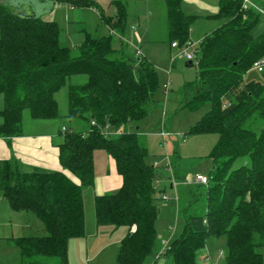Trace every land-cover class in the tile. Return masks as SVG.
<instances>
[{
  "label": "trees",
  "instance_id": "trees-1",
  "mask_svg": "<svg viewBox=\"0 0 264 264\" xmlns=\"http://www.w3.org/2000/svg\"><path fill=\"white\" fill-rule=\"evenodd\" d=\"M43 1L98 10L95 0ZM164 2L169 43L185 47L190 19L180 10L181 0ZM111 4L115 18L103 21L122 33L125 5L121 0ZM258 15L249 8L242 10L241 0H223L216 17L225 24L194 48L197 77L184 87L179 107L196 111L209 104L210 108L186 134L216 133L218 139L210 153L207 184H194L202 189L200 207L191 211L186 204L179 235L164 246L170 264H207V243L221 238L225 264H263L259 249L264 247V84L241 85L244 73L264 56V34L257 39L250 35ZM58 35L55 22L0 4V137L21 134L25 111L32 120L56 119L54 96L63 87L66 118L87 124L86 134L67 130L58 144L61 167L69 175L20 172L7 161L0 164V192L9 208L32 214L43 228L42 236L15 238L12 244L19 250L20 264H49L50 259L67 264L68 241L83 236L82 189L93 185V152L104 150L121 186L114 193L94 196L95 224L126 229L117 264H144L159 250L154 223L159 212L155 183L160 175L157 166L146 162L141 136L126 132L105 137L101 130L108 124L111 131H118L149 115L159 88L157 73L146 59L128 54L127 43L119 40L120 49L113 48L112 35L85 33L83 42L71 48L61 47ZM80 75L84 82H69ZM167 166L170 180L184 183L176 160ZM184 186L195 199L193 188Z\"/></svg>",
  "mask_w": 264,
  "mask_h": 264
},
{
  "label": "rangeland",
  "instance_id": "rangeland-1",
  "mask_svg": "<svg viewBox=\"0 0 264 264\" xmlns=\"http://www.w3.org/2000/svg\"><path fill=\"white\" fill-rule=\"evenodd\" d=\"M98 1L104 4L109 0ZM1 4L8 6L10 9L14 8L13 1L5 0L1 1ZM248 6L253 11H256V8L260 9L257 22L250 30L251 37L257 39L264 34V3H262V0H249ZM103 8L106 10V7ZM158 10L161 15L159 14L155 22H153L151 37L140 41L136 45L139 47L140 57L146 58L152 64L158 76L159 88L154 94V107L145 119L139 123H129L124 128L118 129V131L119 134L133 132L141 136L147 149L146 162L151 165L157 163L156 173L160 177L155 183V187L159 212L154 228L161 255L157 259L156 264H170V260L164 257L165 250L161 248V241L166 244L179 235L183 226L181 211L186 204L191 205V211H197L200 207L202 189L199 190V188L194 187L193 180L196 174L207 175L212 169L210 153L217 142L218 136L216 133L186 134L210 108L209 104L203 105L196 111L179 107L184 101V86L193 83L197 77L195 58L192 57V60H186L183 53L194 54V47L197 41L193 40L190 42L189 40L188 43L191 46L188 48L176 46L170 49L166 36L164 5L162 4V7L160 6ZM214 23L215 25L210 24L212 27L206 32H211L219 27L223 20L218 19ZM135 27L133 26V28ZM112 46L117 50L120 49V41L116 37H113ZM126 52L130 55L135 53V48L129 41ZM262 57L264 58V56ZM188 61L191 62V65L186 67L185 63ZM75 77V83H82L85 80L82 75ZM249 83L264 84V69L262 72H256L253 68L247 70L243 75L241 85ZM66 93L67 89L63 87L55 94L58 117L49 120L48 123H56L54 125H57L58 128L62 126L66 129L81 131L86 134L87 124L83 120H69L65 116L67 113ZM23 121H32L26 111L23 113ZM92 158L95 170H97L95 175L97 176H94L92 186L82 189L84 231L83 236L70 239L69 244H67L69 245L68 263L117 264V245L121 235L124 233V229L117 228L112 230V227L109 226H96L93 208L94 196L102 194L103 191L101 190L107 185V178L105 182H99L98 175L107 169L105 167L110 159L104 150H95ZM172 160L177 161V171L184 177V182H188L189 186L193 188L197 201L190 197V192L184 185L176 187L175 190L169 188L171 172L166 167ZM243 162L246 165L248 164L246 159ZM106 172L102 176L105 177ZM109 192L114 193L115 191ZM163 196H166V199H163ZM198 199L200 200L198 201ZM4 206V211L0 209V264H20L18 248L11 245L7 246L2 238H9L11 235L13 237H40L43 235V228L32 214L13 212L5 202ZM132 227L134 226H131V230ZM85 239L90 243L91 251L93 253L97 252V254L91 262L82 261L81 263L79 256L83 254V251L78 250V248L79 244ZM206 250L209 252V260L212 264H225L224 259L218 256L219 252H222L223 255L225 252V241L223 238L209 241L206 245ZM259 251L264 264V247L259 249ZM54 262L55 260L51 259L47 261L49 264H54Z\"/></svg>",
  "mask_w": 264,
  "mask_h": 264
},
{
  "label": "crops",
  "instance_id": "crops-1",
  "mask_svg": "<svg viewBox=\"0 0 264 264\" xmlns=\"http://www.w3.org/2000/svg\"><path fill=\"white\" fill-rule=\"evenodd\" d=\"M1 1L5 0H0V4ZM7 1L14 2V8L11 9L13 11H17L21 14L34 15L40 17L45 21L55 22L59 29L58 43L61 47L65 48L76 47L81 44L86 33L92 36L112 35L118 40H121V42L124 40L123 43L128 44L129 41L135 49H139V47L136 46L137 43H140V41L147 40L148 37H151V33L153 32V22H155L159 14L161 15V12L158 10V8H160V6L162 7L163 4L164 17L166 20V36L169 43V30L166 5L164 0H121L125 5L126 12L124 29L122 33H117L114 30L110 29V27L103 21V19L105 18H115L114 16L116 14V10L115 7L111 4V0L105 2L104 4H102L98 0H95L98 10L92 8L74 9L66 4H62L59 2L49 3L43 0ZM222 1L223 0H181L180 10L185 17H188L190 19V31L188 34V39L190 40V42L193 40L197 41L194 48H196L198 43L206 36L210 35L225 24L226 21L221 19L223 20V23L219 27L215 28L211 32H206L209 31L208 29H211L210 27L212 26H210V24L215 25L214 22L220 19L217 18L216 15L219 11V6ZM103 7H106V10ZM133 26L136 27L133 28ZM169 47L170 49H173L170 43ZM190 65V61L185 63L186 67ZM75 78L76 77L70 78L69 82L72 84H80L75 83ZM2 107L3 99L0 95V110H2ZM30 120L32 119L30 118ZM48 121L49 120H32L30 122H24L22 116V130L19 136H15L9 139L0 137V164L7 161L11 163L13 167L17 168L20 172H31L33 170L59 171L69 175L61 167L58 158V144H60L62 140V135L59 133V131L62 126L58 128L57 125H54L56 123H48ZM67 130L70 129L67 128ZM108 158L110 160H108L109 163L105 167V169H107L103 173L98 175L99 182H105L107 178V185L104 186V189L101 190L104 194L110 193L109 191H117L121 186V177L117 174L112 159L109 156ZM93 168L94 176L96 177L97 175L95 174H97V170H95L94 163ZM105 172L106 176L104 177L102 175H104ZM178 174L180 177L182 176L179 171ZM170 181L171 184L169 185V188L173 190H175L176 187L184 185L183 182L180 183L173 178ZM74 182L77 183L78 181L74 180ZM103 193L99 195H103ZM4 202L7 203L0 192V209L2 211L5 210ZM123 229L124 233L121 235L120 240L118 241V248L120 241L127 233L126 229ZM23 237L33 236L13 237L11 235L9 238L2 239L5 240L7 246L11 245L15 247L12 244V240L15 238ZM69 242L70 240L67 244H69ZM166 244L164 243V241H161V248L164 249V246ZM158 246L160 247V245ZM68 247L69 245H67V264H69ZM78 250L83 251V254L79 256V261L81 263L82 261L91 262L92 260H94V257L97 254V252L93 253L91 251L90 243L86 239L82 241L81 244H79ZM160 251L161 249L158 250L155 257L148 259L144 264H156L157 259L161 255Z\"/></svg>",
  "mask_w": 264,
  "mask_h": 264
},
{
  "label": "built area",
  "instance_id": "built-area-1",
  "mask_svg": "<svg viewBox=\"0 0 264 264\" xmlns=\"http://www.w3.org/2000/svg\"><path fill=\"white\" fill-rule=\"evenodd\" d=\"M248 4H249V0H241V9L242 10H247L249 8ZM256 11L259 12L260 9L259 8H256ZM176 46L177 45H176L175 42L171 44V47L172 48H175ZM190 46H191V44L188 43L185 46V48H188ZM135 54H136L137 57H140L139 49H137V48L135 49ZM183 54L185 55V59L186 60H192V57H194V54H191V53L190 54L183 53ZM251 68H253L254 70H256V72H262L263 69H264V58H261V59H258L257 61H255L252 64ZM164 90H165V86H164ZM90 126L91 127H95L96 126L95 122L94 121H91L90 122ZM66 131H67V129L64 128V127H62L60 129V134L63 135ZM101 134L103 136H105V137H108V136H113V135L119 134V131H111L110 130V126L108 124H105L104 127H103V129L101 130ZM153 166L156 167L157 166V163H154ZM193 183L195 185H206L207 184V177L205 175H202V174H197L194 177ZM184 184L185 185H189L188 182H184ZM163 199H166V196H163ZM133 230H134V227H132V231ZM218 256L220 258H223L222 252H219ZM205 262L207 264H212V262L209 260V257H205Z\"/></svg>",
  "mask_w": 264,
  "mask_h": 264
}]
</instances>
